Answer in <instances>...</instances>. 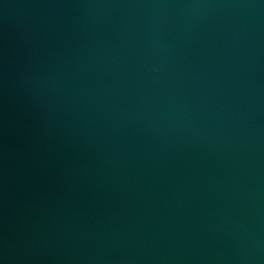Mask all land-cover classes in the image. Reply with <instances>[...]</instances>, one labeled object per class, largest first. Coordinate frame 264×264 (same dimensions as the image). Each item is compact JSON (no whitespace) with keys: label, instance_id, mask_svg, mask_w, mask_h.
<instances>
[{"label":"water","instance_id":"95a60500","mask_svg":"<svg viewBox=\"0 0 264 264\" xmlns=\"http://www.w3.org/2000/svg\"><path fill=\"white\" fill-rule=\"evenodd\" d=\"M0 264H264V0H0Z\"/></svg>","mask_w":264,"mask_h":264}]
</instances>
